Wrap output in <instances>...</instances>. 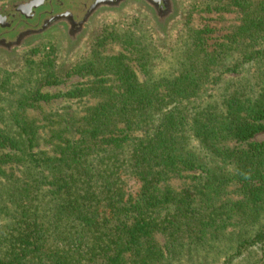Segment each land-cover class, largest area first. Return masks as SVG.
I'll return each mask as SVG.
<instances>
[{"label":"trees","instance_id":"1","mask_svg":"<svg viewBox=\"0 0 264 264\" xmlns=\"http://www.w3.org/2000/svg\"><path fill=\"white\" fill-rule=\"evenodd\" d=\"M208 5L238 23L148 42L143 82L81 59V110L29 116L39 69L0 90V264H264V0Z\"/></svg>","mask_w":264,"mask_h":264},{"label":"rangeland","instance_id":"2","mask_svg":"<svg viewBox=\"0 0 264 264\" xmlns=\"http://www.w3.org/2000/svg\"><path fill=\"white\" fill-rule=\"evenodd\" d=\"M26 1L29 0H0V12L5 10L8 18L15 16L10 27L16 25L18 31H23L26 24L25 19H20L22 15L19 16ZM211 1L213 0H174L175 9L161 26L153 20L159 18H154L151 11L133 1L127 2L117 10H99L88 21L83 33L76 37H71L62 25L51 26L42 34L27 37L12 51L0 48V90L5 89L3 94L6 95L10 90L21 89L25 84L24 71L33 73L39 69L44 78L38 80V77H35L34 83L41 87L40 92L45 97L36 107L27 110L29 116L42 125L45 116L54 114L68 105L66 103L72 102L73 107L81 110L83 106L92 104L94 98H79L78 101V98L69 99L66 95L72 87L94 79L78 71L81 59H92L93 53L98 52L97 58L105 57L106 64L113 60L123 64L128 71L136 74L139 82H143L146 80L145 70L148 69V42L151 45L153 43V55L163 56L169 48L167 43L173 46L175 40L174 44L179 46L178 38L185 35L184 27L187 24L194 28L210 29L208 43L213 45L223 38L230 24L238 23L236 19H240L239 13L211 11L208 5ZM19 20H24V23L19 25ZM4 29L1 27L0 30ZM142 47H146V55L144 61L138 62L142 55L139 48ZM151 62V66L157 65V62L160 64L157 59ZM51 68L56 71L55 75H50ZM111 78L108 84H120L117 77L111 75ZM6 96L8 101L10 95ZM6 106V103H2L7 114L10 111ZM250 141L264 142V133L256 135Z\"/></svg>","mask_w":264,"mask_h":264},{"label":"water","instance_id":"3","mask_svg":"<svg viewBox=\"0 0 264 264\" xmlns=\"http://www.w3.org/2000/svg\"><path fill=\"white\" fill-rule=\"evenodd\" d=\"M73 1L74 0H31L30 2L23 4V8L21 9L19 16L22 15L26 18L30 14L33 16V18H36L37 16L40 17L37 23V27H34L33 30L31 31L30 30L28 32L26 31V33H28L30 36H36L42 34L43 32H46L50 28V27L47 29L41 28V31H38V28H40V25L43 21L49 23L51 21L58 20L56 18L60 16H66L68 19L65 20L66 21L68 20L72 26L76 27L75 32H71V30L69 31L68 29L67 33L71 37H76L83 33L88 21L99 10L102 9L117 10L130 1L140 3L147 10L151 11L152 16L154 18H159V19H153L155 23L159 26L164 25L166 23L167 21L166 18L170 16L172 11L175 9L174 0H167L168 5L165 4L164 0H80L79 2H75L76 0L74 2ZM4 11L0 12L1 17H4L3 19H0V24H1L0 26L2 28L6 26H10L11 22L15 18V16L13 15L8 18L7 13ZM28 20L29 19L27 18L25 19L26 24ZM51 24H53V26L61 25L52 22L50 23V25ZM62 26L64 25L62 24ZM16 33L12 34L13 35L12 36L13 38L11 37L12 42L9 43V45L13 49L18 48L21 44L18 43L16 39H14V35H16Z\"/></svg>","mask_w":264,"mask_h":264},{"label":"flooded vegetation","instance_id":"4","mask_svg":"<svg viewBox=\"0 0 264 264\" xmlns=\"http://www.w3.org/2000/svg\"><path fill=\"white\" fill-rule=\"evenodd\" d=\"M31 0H29V1H26L25 2V4L26 3H28V2H30ZM165 1V4L166 5H168V2H167V0H164ZM159 6H160V4H159ZM30 12V11H29ZM43 13V12H42ZM44 13H45V11H44ZM4 17H1V15H0V19H3ZM27 19H29L28 20V23L27 24H25V26H24V28H25V30L23 31V32H20V31H18L17 30V28H18V26L16 27V25H14V27H10V26H6V27H4L5 29L4 30H0V48L1 49H5V50H7V51H12V47L9 45V43H11L12 42V34L13 33H16V32H18V33H16V35H14V39H16V41L18 42V43H21L24 39H26L27 37H29L30 35L28 34V33H26V31L28 32L29 30L31 31V30H33V28L34 27H37V23H38V21H39V19H40V17L39 16H37L36 18H33V16L32 15H28L27 17H26ZM24 16H22V18H20V19H26ZM56 19H58V20H56V21H51L52 23H57V24H63L64 25V27L66 28V30H68L69 29V31L71 30V32H75V30H76V27H74V26H72L70 23H69V21L67 20H65V19H68L66 16H60V17H58V18H56ZM63 19V20H62ZM22 22L24 23V20H19L18 21V23H19V25H22ZM51 22H49V23H46L45 21H43L42 23H41V25H40V28H38V31H41V28L42 29H47V28H49V27H51V26H53V24H51L50 25V23ZM1 25V24H0ZM1 27V26H0ZM1 29V28H0ZM12 37V38H11Z\"/></svg>","mask_w":264,"mask_h":264}]
</instances>
